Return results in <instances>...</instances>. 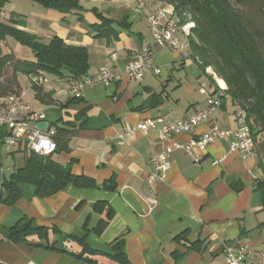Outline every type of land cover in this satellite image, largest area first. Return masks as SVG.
Segmentation results:
<instances>
[{"label":"crops","instance_id":"crops-1","mask_svg":"<svg viewBox=\"0 0 264 264\" xmlns=\"http://www.w3.org/2000/svg\"><path fill=\"white\" fill-rule=\"evenodd\" d=\"M78 1L82 13L62 14L31 0H9L0 21L8 22L15 14L26 21L20 29L45 43L58 37L69 46L86 48L90 69L85 78L98 75L102 68L117 75L111 82L86 86L83 103L67 108L63 106L76 80L45 73L48 83L37 86L30 77H18L25 104L44 111L49 125L62 121V129L74 131L66 138L68 150L53 159L98 185L113 179L116 189L71 186L40 198L34 186L20 184L21 199L12 206L0 204V264H89L67 254L11 242L8 230L24 218L86 239L93 249L104 252H110V244L124 236L132 264H226L225 247L238 241L258 251L264 243V200L258 191L263 172L257 156L230 153V138L218 139L206 149L196 146L191 155L185 151L191 141L214 127L234 132L237 124L234 103L221 97L220 88L210 84L191 58L190 42L182 28L177 25L175 36L183 50L155 45L148 14L160 8L167 12L164 20L175 19L174 8L157 0H146L141 11L137 10L139 0ZM147 47L155 49L154 65L162 73L150 72L141 82L132 80L125 67ZM2 52L35 61L31 49L10 38L2 43ZM207 74L212 75V69ZM202 86L208 95L201 92ZM221 88L225 92L226 84ZM159 94L164 99L160 106L156 103ZM210 97L221 99V105L194 131L162 141L156 132L136 130L147 119L191 118L208 107ZM68 123L74 127H67ZM129 130L134 132L121 144L120 134ZM176 144L181 147L172 153L166 178L150 183L152 160ZM22 165V154H10L3 172L11 173ZM99 202L115 212L101 235L96 230L102 216L94 209ZM199 240L204 242L202 252L188 248ZM252 261L257 264L259 257Z\"/></svg>","mask_w":264,"mask_h":264},{"label":"trees","instance_id":"trees-1","mask_svg":"<svg viewBox=\"0 0 264 264\" xmlns=\"http://www.w3.org/2000/svg\"><path fill=\"white\" fill-rule=\"evenodd\" d=\"M8 1L0 0V15ZM31 1L62 14L84 11L78 0ZM157 1L174 8L178 27L194 24L188 36L191 58L210 84L216 85L214 77L207 74V70L212 69L214 74L226 83V93L232 102L240 104L246 111L255 155L263 172L258 191L264 200V0ZM19 27L25 28L26 21L15 14L11 15L8 22L0 21V99L10 95L20 96V75L30 77L44 72L60 79L69 78L76 81L87 76L90 64L86 48L69 46L58 37L45 43L38 36ZM8 38L31 49L35 61L21 60L13 53L4 55L2 43ZM156 100L158 106L162 105V94H159ZM76 103H83L82 97H71L63 108ZM60 124L62 121L52 124L57 128L55 154L68 150L66 138L74 134V131L62 129ZM66 126L74 127L69 123ZM7 136V130L0 129V151ZM10 154H22L23 165L11 173L2 172L0 204H16L22 197L19 188L22 183L34 186L36 195L40 198L50 197L71 186L101 188L107 191L116 189L113 179L98 185L93 179L74 175L69 167L53 159L55 154L39 156L24 146ZM94 209L102 216L96 230L97 234L101 235L114 219L115 212L105 202L96 203ZM8 235L14 244H28L67 254L89 264H132L124 236L110 244V252H104L93 249L86 239L63 235L58 228L40 227L25 218L11 227ZM203 243L202 240L189 243L188 248L202 252ZM175 258H180V255Z\"/></svg>","mask_w":264,"mask_h":264},{"label":"built area","instance_id":"built-area-1","mask_svg":"<svg viewBox=\"0 0 264 264\" xmlns=\"http://www.w3.org/2000/svg\"><path fill=\"white\" fill-rule=\"evenodd\" d=\"M146 0L138 1V11L145 7ZM167 12L163 9H153L148 14V21L154 37L155 45L159 48H168L171 50H183L184 46L175 36L176 25L172 18L164 20ZM155 49L153 47L145 48L139 57L128 63L125 67L126 75L135 81L141 82L144 77L152 72L156 75H161V69L154 65ZM115 57V56H114ZM117 75L107 68H102L100 73L94 77L79 79L75 82L71 97L81 98L82 91L86 86L101 85L113 81ZM34 85L41 86L48 83V79L44 72L30 76ZM201 92L208 95L206 86L201 87ZM221 97H229L227 93H221ZM221 105V99L210 97L208 107L199 111L191 118L178 119L174 121H167L164 118L147 119L141 122L136 130L148 133L150 131L156 132L159 139L166 141L171 136L181 135L194 131L202 122L208 120L213 115L214 110ZM236 106V105H234ZM237 108V107H236ZM237 129L234 132H224L218 127H214L211 131L203 135L199 140H193L185 147L188 154H192L194 147L198 146L201 149H206L211 143L218 139H231L230 153H239L242 156L251 155L249 143L244 136V129L242 126V115H234ZM47 123L45 129L38 128L39 124ZM6 129L8 136L1 146V162L2 169L4 160L11 152L24 146L28 151L39 156H50L57 151V128L49 125L47 122L46 113L42 110H34L25 104L20 96L10 95L0 99V129ZM134 130H129L120 134L119 140L123 144L127 141ZM178 144L172 147H166L164 151L152 160L153 172L149 176V182L155 183L159 180L163 181L166 174L171 168V157L174 149L180 148ZM156 203V200H152ZM226 264H254L252 257H259L257 264H264V243L257 251L251 249L248 245L235 242L229 244L224 250Z\"/></svg>","mask_w":264,"mask_h":264},{"label":"bare ground","instance_id":"bare-ground-1","mask_svg":"<svg viewBox=\"0 0 264 264\" xmlns=\"http://www.w3.org/2000/svg\"><path fill=\"white\" fill-rule=\"evenodd\" d=\"M172 20H173V23H175V25L177 27V22L174 19H172ZM193 26H194V24H193ZM189 29H190V27H189ZM189 29L186 27L183 30L187 37L190 35ZM186 30H188V31H186ZM219 88L221 90V93H226V91L224 92V90L221 87H219ZM229 98H230V96H229ZM234 105H236V106H234L235 107L234 115H237V109H238L239 115H242V126H243V129H244V136H245L246 141H248V143H249V148H250V151H251V155H253V154H255V146H254V143H253V140H252V136H251V133H250V128H249V125H248V122H247V117H248L247 113H246V111L244 110V108L240 104L234 103Z\"/></svg>","mask_w":264,"mask_h":264},{"label":"rangeland","instance_id":"rangeland-1","mask_svg":"<svg viewBox=\"0 0 264 264\" xmlns=\"http://www.w3.org/2000/svg\"><path fill=\"white\" fill-rule=\"evenodd\" d=\"M159 9V8H158ZM164 10V9H163ZM174 17H175V15H174ZM175 21H176V19H174ZM188 28L189 29V27H190V29H192L194 26H193V24L191 25V24H188V25H186V26H184V27H182V30H184L185 28ZM189 29V33L191 34V30ZM186 31H188V30H186ZM184 32V31H183ZM209 70V69H208ZM213 71V70H212ZM212 76L214 77V80H215V84L217 85L216 87H221L220 85H224V83L221 81V79L220 78H218L215 74H214V72H213V74H212ZM162 77H164L165 78V73L163 72V75H162ZM226 84V83H225ZM227 86V85H226Z\"/></svg>","mask_w":264,"mask_h":264},{"label":"water","instance_id":"water-1","mask_svg":"<svg viewBox=\"0 0 264 264\" xmlns=\"http://www.w3.org/2000/svg\"><path fill=\"white\" fill-rule=\"evenodd\" d=\"M46 127H47V123H42V124L38 125V128H40V129H45ZM1 180H2V172L0 169V185H1Z\"/></svg>","mask_w":264,"mask_h":264}]
</instances>
